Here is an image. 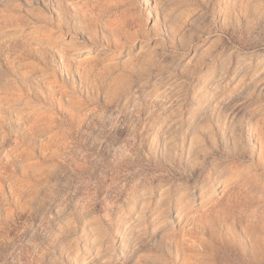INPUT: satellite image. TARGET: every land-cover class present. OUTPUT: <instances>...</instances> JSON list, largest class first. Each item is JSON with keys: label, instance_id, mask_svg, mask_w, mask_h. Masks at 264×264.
Segmentation results:
<instances>
[{"label": "rangeland", "instance_id": "obj_1", "mask_svg": "<svg viewBox=\"0 0 264 264\" xmlns=\"http://www.w3.org/2000/svg\"><path fill=\"white\" fill-rule=\"evenodd\" d=\"M0 264H264V0H0Z\"/></svg>", "mask_w": 264, "mask_h": 264}]
</instances>
